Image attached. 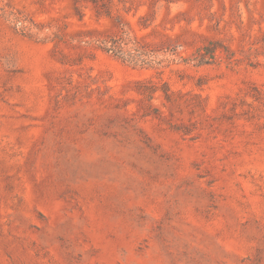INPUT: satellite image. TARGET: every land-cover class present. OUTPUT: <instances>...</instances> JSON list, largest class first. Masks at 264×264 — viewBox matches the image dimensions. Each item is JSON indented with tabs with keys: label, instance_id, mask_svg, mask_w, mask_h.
<instances>
[{
	"label": "rangeland",
	"instance_id": "374dc122",
	"mask_svg": "<svg viewBox=\"0 0 264 264\" xmlns=\"http://www.w3.org/2000/svg\"><path fill=\"white\" fill-rule=\"evenodd\" d=\"M81 5L0 0V264H264V0Z\"/></svg>",
	"mask_w": 264,
	"mask_h": 264
},
{
	"label": "trees",
	"instance_id": "16d2710c",
	"mask_svg": "<svg viewBox=\"0 0 264 264\" xmlns=\"http://www.w3.org/2000/svg\"><path fill=\"white\" fill-rule=\"evenodd\" d=\"M82 1L91 6L97 18L112 19L117 30L113 34L97 39L94 43L97 49L132 66L133 68H149L155 70L160 68L162 61L158 60L155 54L149 53L142 47L138 46L135 39L132 37L128 23L124 20V16L117 8V6L122 3V0H73L74 11L80 17L82 16ZM202 51H208V47H201L195 51L194 54L197 55L198 59L193 62V64H208L201 54ZM187 61L188 62L186 63H189L191 59H188ZM166 88V84H162L161 89L164 93L165 99L168 101L170 96L167 94ZM156 91H158V89L155 88L154 83L150 82L143 90L142 88L139 89L138 93L143 96H148L151 99Z\"/></svg>",
	"mask_w": 264,
	"mask_h": 264
}]
</instances>
